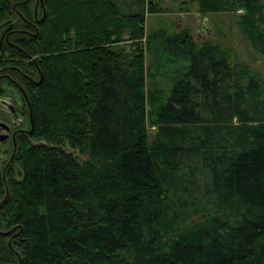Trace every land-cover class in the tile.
<instances>
[{
  "label": "trees",
  "instance_id": "trees-1",
  "mask_svg": "<svg viewBox=\"0 0 264 264\" xmlns=\"http://www.w3.org/2000/svg\"><path fill=\"white\" fill-rule=\"evenodd\" d=\"M192 1L264 59V0ZM145 3L0 0L26 98L0 264H264V85L187 27L141 40Z\"/></svg>",
  "mask_w": 264,
  "mask_h": 264
},
{
  "label": "rangeland",
  "instance_id": "rangeland-1",
  "mask_svg": "<svg viewBox=\"0 0 264 264\" xmlns=\"http://www.w3.org/2000/svg\"><path fill=\"white\" fill-rule=\"evenodd\" d=\"M145 1V6L152 5L155 11H145L144 36L141 40L153 32L161 30L174 32L187 27L194 40L209 39L230 48L236 59L248 65L264 85V59L249 47L236 25L235 14L230 12L202 14L197 11V4L192 0ZM144 55L146 64H149V56L146 52ZM147 81L146 79V85ZM66 149L71 151L68 147ZM71 152L77 154L74 150Z\"/></svg>",
  "mask_w": 264,
  "mask_h": 264
},
{
  "label": "flooded vegetation",
  "instance_id": "flooded-vegetation-1",
  "mask_svg": "<svg viewBox=\"0 0 264 264\" xmlns=\"http://www.w3.org/2000/svg\"><path fill=\"white\" fill-rule=\"evenodd\" d=\"M2 23L0 22V183L5 184L6 175L12 165L17 137L25 131L23 100L26 98L19 83L17 58L11 57V62H8V59L2 57V52L8 45L16 55V45L8 41L12 23L9 21L3 26Z\"/></svg>",
  "mask_w": 264,
  "mask_h": 264
},
{
  "label": "water",
  "instance_id": "water-1",
  "mask_svg": "<svg viewBox=\"0 0 264 264\" xmlns=\"http://www.w3.org/2000/svg\"><path fill=\"white\" fill-rule=\"evenodd\" d=\"M34 10H35V8H34ZM35 14V13H34ZM7 22H9L8 20L7 21H4L1 25L3 26V24H5V23H7ZM9 231H11V229L10 230H8V231H6V232H9Z\"/></svg>",
  "mask_w": 264,
  "mask_h": 264
},
{
  "label": "bare ground",
  "instance_id": "bare-ground-1",
  "mask_svg": "<svg viewBox=\"0 0 264 264\" xmlns=\"http://www.w3.org/2000/svg\"><path fill=\"white\" fill-rule=\"evenodd\" d=\"M35 10H36V7H35Z\"/></svg>",
  "mask_w": 264,
  "mask_h": 264
}]
</instances>
